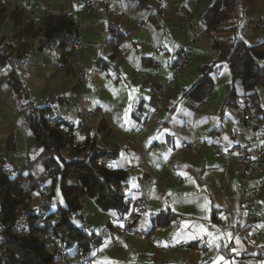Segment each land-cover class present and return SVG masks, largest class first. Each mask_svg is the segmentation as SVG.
<instances>
[{"label": "crops", "instance_id": "crops-1", "mask_svg": "<svg viewBox=\"0 0 264 264\" xmlns=\"http://www.w3.org/2000/svg\"><path fill=\"white\" fill-rule=\"evenodd\" d=\"M100 1L105 0H2L5 12L0 21V45L8 49L12 60L25 59L20 77L31 100L43 102L57 96L60 101L51 108L50 116L61 120L75 143L96 132L100 148H118L119 156L103 164L129 174L120 187L119 194L128 204L122 216L99 210L88 198L81 200V219L89 222L100 240L92 251L84 253L85 260L90 264H264V186L256 181L249 184V209L239 192L235 160L213 157L208 146L198 147L196 153L179 149L182 142L195 139L226 149L238 132L256 144L264 142V115L246 112L247 94L240 79L231 80L224 62L213 66V87L203 100L183 97L198 81L199 69L217 59L212 42H232L234 23L224 22L225 32H205L202 17L213 0H147V9H138L135 1H111L109 10L120 15L119 30L130 37L119 46V82L115 84L95 66L97 59L107 61L112 53L105 44L107 17ZM176 2L196 20L198 40L190 66L173 88L160 95L161 84L171 78L174 59L184 45ZM84 3L93 7L80 15ZM252 3L240 27L241 37L249 45L262 44L264 49V22L258 24L260 17L264 21V0ZM12 8H18L34 27L52 15L79 16L85 48L82 64L90 76L88 90L80 88L67 68L70 60L63 67L58 52L50 47L35 49L41 35L11 37ZM258 62L264 65V58ZM229 87L235 92L237 106L224 109ZM255 91L259 106L264 108V90L257 87ZM204 100L209 103L203 104ZM93 113L96 116H90ZM244 114L256 118L252 130L244 127ZM0 155L11 173L21 171L35 182L42 181L39 161L45 153L35 148L1 67ZM27 163L29 170L24 168ZM60 204L56 194L53 209ZM161 212L173 214L175 219L154 226L152 219ZM134 217L136 224L129 226ZM248 225L257 235L253 244L243 237ZM130 229L139 235L128 234ZM76 250L67 251L73 254Z\"/></svg>", "mask_w": 264, "mask_h": 264}, {"label": "trees", "instance_id": "trees-1", "mask_svg": "<svg viewBox=\"0 0 264 264\" xmlns=\"http://www.w3.org/2000/svg\"><path fill=\"white\" fill-rule=\"evenodd\" d=\"M115 0L100 1L99 6L106 12L107 30L105 44L112 53L107 61L97 59L95 66L117 84L119 68L116 61L119 57V46L127 41L129 35L123 34L118 27L120 15L109 10V4ZM135 1L138 9H147V0ZM252 0H213L202 17L205 32L216 34L225 32L224 22H232L230 29L234 37L232 42L214 40L211 48L217 53V59L208 66L199 69L200 77L196 84L183 92V97L195 101L203 100L212 90L210 77L215 63L224 62L230 72L231 80L240 79L247 94V113L263 114L259 106L256 88L264 90V65L259 60L264 58L263 45H249L241 37L240 27L245 20L246 12L252 7ZM5 8L0 1V21L3 20ZM14 24L11 37L24 34L29 37L42 35L45 42L38 44L37 50L50 47L60 54L58 61L67 67L71 56V43L74 37V22L65 14L47 17L42 24L34 27L18 9L10 12ZM5 46L0 45V67L6 71L7 85L11 88L18 104V113L33 136L36 149L44 151L40 159L43 179L51 178L49 197L54 203L56 193L61 204L42 220V214L32 206L36 182L21 171L5 173L9 168L7 161L0 155V264H62L57 256L46 251L45 234L50 229L47 219H53V230L58 235L63 249L76 247L81 253L92 251L100 240L94 234H84L75 223L81 219L82 199L88 198L101 211H116L120 216L127 212L128 204L119 195L120 188L128 178L125 170H110L98 160L115 159L120 150H106L96 144V132L85 135L81 142H74V136L59 126L49 123L51 108L59 103L57 96L49 97L43 102H33L22 83L20 73L11 66V55ZM69 68V67H67ZM237 106V97L232 88L227 89L223 108ZM224 111H221L222 114ZM168 119V117H167ZM8 144V143H7ZM7 149H11L10 147ZM67 150L68 153H67ZM57 190V192L55 191ZM175 219L173 214L161 212L153 219L154 226H165ZM137 217L129 226H134ZM15 223L25 224V233L13 234L11 226ZM259 258L262 255L258 256Z\"/></svg>", "mask_w": 264, "mask_h": 264}, {"label": "built area", "instance_id": "built-area-1", "mask_svg": "<svg viewBox=\"0 0 264 264\" xmlns=\"http://www.w3.org/2000/svg\"><path fill=\"white\" fill-rule=\"evenodd\" d=\"M2 1V0H1ZM93 6L89 3H84L83 10L79 13L80 15L90 10ZM18 8H12V10ZM175 15L180 19L178 23L179 30L183 34L184 46L178 52L176 58L174 59L172 65V76L168 80H164L159 89V94L168 91L173 88L176 82L183 76L187 68L192 62V48L197 42L198 38L195 35V30L197 22L194 17L188 13H185L178 2L175 3ZM74 22V37L71 43V56L69 58L70 62L68 67L77 80L79 86L84 91L88 90V85L90 83V76L87 73L85 67L82 64L84 56V43H83V29L81 26V20L79 16L71 17ZM263 17H260L258 24H263ZM45 38L41 35V42H45ZM155 52H159V49H155ZM11 66L23 70L26 66L25 59H14L11 61ZM157 68L160 66L157 64ZM203 104H208V100H204ZM90 116H96V114H91ZM54 124L50 123L52 127L61 126V120H56ZM244 127L248 130L255 128L256 118L250 114H244L242 118ZM57 123V124H56ZM97 143V142H96ZM208 146L211 150L213 157L224 159L235 160V172L237 177V185L239 192L242 195L243 200L250 209L252 207L250 194L247 191L249 184L252 181H256L259 186H264V142L261 144H256L249 138H247L243 133H234L233 144L226 149H221L218 144L207 143L204 139H195L189 142H182L179 145V149L182 151H188L190 153H196L198 147ZM104 163L103 160H98L97 164L101 166ZM30 164H25L24 168L26 170L30 169ZM5 173L10 174L9 168H4ZM42 172V176H43ZM121 188L117 189L120 192ZM35 196L37 198V209L42 214V220L52 212L53 203L49 197L50 188L47 184L42 182H36ZM50 224V229L47 232L46 237L49 238L46 242V251L57 256L62 264H90L85 258L84 254L79 250H76L73 254H70L66 249H63L62 244L58 235L53 230V219H47ZM131 219L129 220V222ZM80 232L84 234H93V229L91 228L89 222L86 219H81L76 225ZM11 232L13 234H23L25 233V226L19 223H15L11 226ZM128 234L138 236L139 233L136 230L130 229ZM244 239L249 243L253 244L256 240V233L251 225L246 227L243 233ZM117 244V243H115Z\"/></svg>", "mask_w": 264, "mask_h": 264}, {"label": "rangeland", "instance_id": "rangeland-1", "mask_svg": "<svg viewBox=\"0 0 264 264\" xmlns=\"http://www.w3.org/2000/svg\"><path fill=\"white\" fill-rule=\"evenodd\" d=\"M184 46V45H183ZM183 48V47H182ZM49 122L50 123H52V124H54L55 122H57L56 121V119H53L51 116H49ZM57 124V123H56ZM69 150H67V152H68ZM43 178V177H42ZM35 181V180H34ZM39 182V181H38ZM42 183H45V184H47L48 186H49V188H50V182H51V178H49V179H43L42 181H41ZM56 192H57V190H55ZM57 194V193H56ZM58 195V194H57ZM120 195V194H119ZM34 200H36V202L34 203V205H32L34 208L36 207V205L35 204H37V198L36 199H34ZM37 208V207H36ZM38 210V209H37ZM22 225L23 226H25V224H23L22 223ZM46 235H47V233L45 234V237H46ZM47 238V237H46ZM48 239L49 238H47V241H48Z\"/></svg>", "mask_w": 264, "mask_h": 264}]
</instances>
